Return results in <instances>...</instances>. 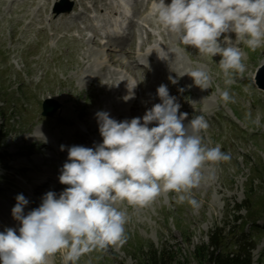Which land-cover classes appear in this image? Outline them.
Here are the masks:
<instances>
[{"label":"rangeland","instance_id":"374dc122","mask_svg":"<svg viewBox=\"0 0 264 264\" xmlns=\"http://www.w3.org/2000/svg\"><path fill=\"white\" fill-rule=\"evenodd\" d=\"M20 1L0 4V205L5 206L0 213L11 214L17 194L26 197L27 185L33 186L43 177L52 180L57 195L67 187L58 179L63 163L53 162L54 150L46 148L45 141L78 142L77 137L83 134L74 128L90 125L92 132L98 123L96 113L103 111L105 103L115 106L108 113L118 109L119 98L111 89L117 86L116 77L123 74L119 69L127 71V66L133 76L124 79L129 85H138V96H145L134 117H142L151 108L145 100L152 106L161 102L156 90L164 84L181 105L179 111L188 113L184 123L203 115L209 123L201 133L204 142L220 145L231 159L205 164L204 179L192 192L198 201L195 207L187 202L178 204L174 192H161L144 208L118 203L129 215L126 242L82 256L78 264H150L147 261L155 249L165 251L171 264H214L209 258L214 249L209 241L213 231L221 235V245L216 248L222 251H232L236 238L249 233L254 242L251 264H264V87L259 85L264 81V46L252 51L237 41L235 33L226 34L244 52L246 71L229 87L235 102L225 103L220 97L226 85L219 55L203 56L164 30L165 58L139 57L138 53L145 55L147 45L159 37L152 0H132L136 9V22L128 30L132 38L125 40L124 36L127 42L119 45L102 39L96 44L88 39L93 35L83 28V20L70 25L67 16L57 19L67 26L55 32L52 10L59 5L60 11H66L71 4L70 12L77 0H41L47 3L43 20L32 26L27 23L31 17L17 7ZM29 8L34 10V6ZM145 15L149 24L144 22ZM227 36L222 41L228 42ZM126 51L130 52L128 58ZM109 52L113 57L104 58ZM196 67L209 72V88H199L183 74ZM43 102L55 110L44 115ZM78 122L79 126L74 125ZM42 187L37 194L47 192ZM8 214L3 216L8 218ZM49 260L50 264H62V254Z\"/></svg>","mask_w":264,"mask_h":264},{"label":"clouds","instance_id":"9594fccd","mask_svg":"<svg viewBox=\"0 0 264 264\" xmlns=\"http://www.w3.org/2000/svg\"><path fill=\"white\" fill-rule=\"evenodd\" d=\"M152 13L185 47L221 57L226 88L220 97L234 103L229 87L246 71L245 54L226 34L235 33L252 51L264 46V0H152ZM225 36L228 42L222 41ZM183 74L199 88H209L205 68ZM156 94L161 102L142 117L117 121L106 111L96 113L102 142L68 147L58 177L67 187L59 195L47 191L40 205L25 214L29 200L17 194L11 215L20 226L0 232V264H50L57 253L62 264H78L94 251L123 246L129 215L118 203L144 208L161 192H174L178 204H198L192 192L204 179L205 164L228 162L231 156L220 145L204 142L201 133L209 123L203 115L185 124L188 113L179 111L181 105L167 86L159 85Z\"/></svg>","mask_w":264,"mask_h":264},{"label":"bare ground","instance_id":"6f19581e","mask_svg":"<svg viewBox=\"0 0 264 264\" xmlns=\"http://www.w3.org/2000/svg\"><path fill=\"white\" fill-rule=\"evenodd\" d=\"M6 0H0V4L1 3H5ZM86 2H90L91 4H93L95 6V9L99 12H97L96 16L97 18H99L100 20H103V28H107L109 25L112 24V18H110L109 16H107L105 13L108 12L111 14V16L113 18H115L116 20H119L117 16H119V4L116 3V4H112L111 2H108L107 0H77L74 1V6H73V9L75 8L76 6V3L79 5V4H85ZM165 3H170V0H165ZM47 3H42L41 0H21L20 2L17 3V7H21L20 8V12H22L26 17H31L30 21H28L27 23L29 24V26H32L34 25L35 23L37 22H41L43 20V15L46 11V5ZM150 5V1L148 3H145V6H149ZM31 6H34V10H31L29 7ZM59 5H57L53 10H52V13H51V16H52V19L50 18V21H51V25L53 26L55 32H58L60 31L61 29H63L64 27L67 26V24H64V23H60V22H56L57 19H61L63 18L64 16H68L70 14V12L68 11H60L61 10V6L58 7ZM16 9V8H15ZM84 16H80V18H82ZM145 18L146 20L144 22H146L147 24L150 23V19L147 15H145ZM75 23V22H74ZM3 28L5 26V24H2ZM156 26H157V29H158V41L157 42H154L153 44H148L146 48H148V50H145V57H148V54L152 55V56H155L157 58H165V53H166V47H165V44L163 43V40L165 39L164 35H163V31L164 29L162 28L161 25H159L158 22H156ZM92 23L88 24L87 25V28H90L91 31L94 32V36L92 37H88V39H92V41H94L96 44H98L97 40L98 38L97 37H101L102 36V29L101 28H97L96 29L94 28V30L92 29ZM69 29V28H68ZM80 33L82 34V31L80 30ZM148 33V31H147ZM231 34V33H229ZM172 35V33H171ZM173 36V35H172ZM61 38H64V35H61ZM81 38H85L83 37V35H81ZM118 39V38H116ZM112 40V37L108 38L107 41H110ZM139 50H142L141 48H139ZM130 52H124V55H125V58H128L130 56H128ZM130 55V54H129ZM160 55V56H158ZM142 56V57H144ZM113 55H111V52H109L107 55L104 56V58H112ZM132 57V55H131ZM140 57V56H139ZM155 58V59H157ZM130 59V58H129ZM132 61L135 60V58H132L131 59ZM142 61V60H141ZM135 68V66H133ZM125 68L127 69V71H130L131 68L125 66ZM121 71V74L122 76H118L116 78H119L118 81L116 82L117 83V86H114V90L111 89V91H113L114 94H117L119 100L118 102H120V100L122 99V92H128L130 90V87L131 85H129L126 81V79H124L126 76H129V77H132L133 75H130L131 72H127L126 70H122V69H119ZM132 71V70H131ZM126 94V93H125ZM145 97V96H144ZM142 97V99L144 98ZM147 102L146 106H151L152 105L149 102V100H145ZM124 102V101H123ZM132 100L129 99V101H127L125 104H127V106H129V104H131ZM134 104V103H133ZM141 105L138 104V107L139 108ZM115 107L114 106V103L112 104H107L105 103L104 107H102V110L103 111H106L108 112V109L110 108H113ZM118 109L119 111H122L121 114L119 115V121L122 120V115H124V111L122 109V106L120 104H118ZM141 108V107H140ZM112 118V117H111ZM152 126H155V122H153L151 124ZM94 130L95 131H99V128H97V126L94 127ZM97 133V132H96ZM94 133V134H96ZM97 138H101V136H97ZM97 141V140H96ZM48 142H50V145H54V142L52 140H48ZM77 145V144H75ZM60 149V148H59ZM33 157V156H32ZM34 158V157H33ZM29 160V159H28ZM62 162V161H61ZM20 167V166H19ZM50 182V179H45L44 177L42 178V180H40L39 183H35V186H32L34 187V190L36 188V190L40 189L42 186V188L44 189V185H46L47 183ZM45 190V189H44ZM55 190V188L53 187L51 189V191ZM33 192V191H32ZM32 192L30 193V198L32 199V196L34 194H32ZM40 197H37V200H39ZM40 204V202H39ZM38 207V206H36ZM35 207V208H36ZM5 208V206H2L0 205V209H3ZM29 210L30 208L33 209V207H27ZM8 211V210H6ZM25 214H26V211H24ZM6 212H3L2 214H5ZM11 215V214H10ZM1 216V215H0ZM12 216V215H11ZM1 218L0 217V224L1 225H4L5 228L7 227H13V228H17V223L14 221H10V219H8L7 221L5 222H2L1 221Z\"/></svg>","mask_w":264,"mask_h":264},{"label":"trees","instance_id":"16d2710c","mask_svg":"<svg viewBox=\"0 0 264 264\" xmlns=\"http://www.w3.org/2000/svg\"><path fill=\"white\" fill-rule=\"evenodd\" d=\"M2 131L0 130V141H1ZM221 235L217 231L210 233L209 241L214 249L211 250L209 258L214 264H251L252 254L251 250L254 248V242L249 233H244L236 238V247L232 251H222L217 249L218 245H221ZM165 251L161 253L155 249L150 255L147 262L150 264H171L165 258Z\"/></svg>","mask_w":264,"mask_h":264},{"label":"water","instance_id":"95a60500","mask_svg":"<svg viewBox=\"0 0 264 264\" xmlns=\"http://www.w3.org/2000/svg\"><path fill=\"white\" fill-rule=\"evenodd\" d=\"M259 77L262 78L263 76L262 75H259ZM259 85L262 86V87H264V81L263 80L260 81V84ZM42 109H43L42 113L44 115H48V114L52 113L55 110V108H53V109L50 110V108H48V106H47V103H45V102H43V104H42Z\"/></svg>","mask_w":264,"mask_h":264}]
</instances>
